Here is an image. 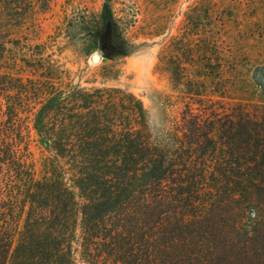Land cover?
Wrapping results in <instances>:
<instances>
[{"label":"trees","instance_id":"trees-1","mask_svg":"<svg viewBox=\"0 0 264 264\" xmlns=\"http://www.w3.org/2000/svg\"><path fill=\"white\" fill-rule=\"evenodd\" d=\"M22 1L0 0V23ZM30 90L0 73V264H264V106L189 104L154 133L131 94L108 120L83 89L36 109L20 104ZM201 92L195 105L213 102ZM23 114L49 176L35 178Z\"/></svg>","mask_w":264,"mask_h":264},{"label":"rangeland","instance_id":"rangeland-1","mask_svg":"<svg viewBox=\"0 0 264 264\" xmlns=\"http://www.w3.org/2000/svg\"><path fill=\"white\" fill-rule=\"evenodd\" d=\"M105 5L119 43L108 53L97 38ZM4 12L0 73L30 86L23 107L52 97L69 104L78 88L102 99L109 120L131 94L159 133L189 104L264 106V0H23ZM198 88L213 102L195 105ZM22 122L35 178L49 176L51 153L32 118Z\"/></svg>","mask_w":264,"mask_h":264},{"label":"water","instance_id":"water-1","mask_svg":"<svg viewBox=\"0 0 264 264\" xmlns=\"http://www.w3.org/2000/svg\"><path fill=\"white\" fill-rule=\"evenodd\" d=\"M99 55H102V52L99 50L98 54L93 55L92 59L96 62L99 60Z\"/></svg>","mask_w":264,"mask_h":264}]
</instances>
